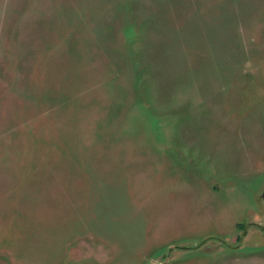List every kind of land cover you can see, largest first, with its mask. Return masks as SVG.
I'll return each instance as SVG.
<instances>
[{
  "label": "rangeland",
  "instance_id": "obj_1",
  "mask_svg": "<svg viewBox=\"0 0 264 264\" xmlns=\"http://www.w3.org/2000/svg\"><path fill=\"white\" fill-rule=\"evenodd\" d=\"M0 264H264V0H0Z\"/></svg>",
  "mask_w": 264,
  "mask_h": 264
}]
</instances>
